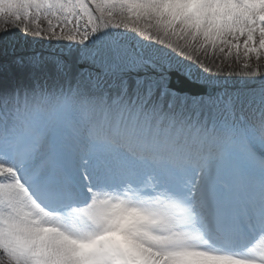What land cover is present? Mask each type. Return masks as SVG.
I'll use <instances>...</instances> for the list:
<instances>
[{
    "label": "snow or ice",
    "instance_id": "6c2138e0",
    "mask_svg": "<svg viewBox=\"0 0 264 264\" xmlns=\"http://www.w3.org/2000/svg\"><path fill=\"white\" fill-rule=\"evenodd\" d=\"M0 21V264H264V0Z\"/></svg>",
    "mask_w": 264,
    "mask_h": 264
},
{
    "label": "rangeland",
    "instance_id": "374dc122",
    "mask_svg": "<svg viewBox=\"0 0 264 264\" xmlns=\"http://www.w3.org/2000/svg\"><path fill=\"white\" fill-rule=\"evenodd\" d=\"M0 23H2V21H0ZM6 27L9 29V32L6 34V37L5 38H8V39H16V40H19L24 34L20 31L19 28L15 27L14 25L12 24H8L6 25ZM22 27V25H21ZM2 29H0V33H2ZM29 39H32V37H29ZM37 40L39 38H36ZM263 60V59H262ZM261 60V61H262ZM255 63V62H254ZM236 63L233 62V66H235ZM239 64H237L236 66H238ZM232 66V67H233ZM260 66H261V63H260ZM261 68V67H260ZM226 71H230L229 68L226 69Z\"/></svg>",
    "mask_w": 264,
    "mask_h": 264
},
{
    "label": "bare ground",
    "instance_id": "6f19581e",
    "mask_svg": "<svg viewBox=\"0 0 264 264\" xmlns=\"http://www.w3.org/2000/svg\"><path fill=\"white\" fill-rule=\"evenodd\" d=\"M236 65H237V64H236ZM236 65H235V66H236ZM233 67H234V66H233ZM233 67H232V68H233ZM232 73H233V77H234V78H237V74L234 73V72H232ZM238 73H239V72H238Z\"/></svg>",
    "mask_w": 264,
    "mask_h": 264
}]
</instances>
